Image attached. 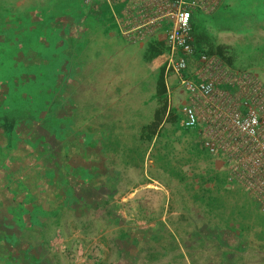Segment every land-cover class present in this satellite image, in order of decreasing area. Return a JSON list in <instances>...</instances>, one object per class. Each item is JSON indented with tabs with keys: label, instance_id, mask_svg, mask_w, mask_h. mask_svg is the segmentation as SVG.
<instances>
[{
	"label": "rangeland",
	"instance_id": "obj_1",
	"mask_svg": "<svg viewBox=\"0 0 264 264\" xmlns=\"http://www.w3.org/2000/svg\"><path fill=\"white\" fill-rule=\"evenodd\" d=\"M97 1L93 13L72 14L64 0H0V113L18 136L0 168V230L18 241L0 246V264H264L262 131L249 142L234 129V153L206 151L220 112L246 110L213 101L185 129L182 106L166 98L177 83L165 73L167 25L143 34ZM262 1L234 0V14L262 10ZM84 14L97 25L73 35L69 18ZM249 27L223 61L264 86V22ZM194 60L182 78L196 72ZM163 102L162 137L139 140ZM28 114L34 125L22 123ZM160 248L168 255H152Z\"/></svg>",
	"mask_w": 264,
	"mask_h": 264
},
{
	"label": "built area",
	"instance_id": "obj_2",
	"mask_svg": "<svg viewBox=\"0 0 264 264\" xmlns=\"http://www.w3.org/2000/svg\"><path fill=\"white\" fill-rule=\"evenodd\" d=\"M203 3V0H144L143 11L150 26L159 27L161 22L167 25L164 30V44L168 52L165 73L173 75L192 100H208L206 104L210 105L214 98L217 109L224 105L230 107L227 111H232L238 103L246 110L242 118L234 116L233 112L228 116L226 111H221L220 116L211 122L217 133L203 142L204 149L209 153H214L216 145L221 144L224 147L221 152L228 151L230 154L234 153V129L249 142H254L260 131L264 135V86L251 75H237L223 70L216 58L204 54L194 57L191 14L195 8H201ZM192 60L195 61L196 72L191 77L182 78L181 73L186 72ZM221 83L237 86L238 92L235 95L217 93ZM181 114L185 129H194L200 122L201 118L192 105L182 106ZM214 114L218 113L215 111ZM226 129L230 132L226 133ZM254 165L260 169L258 162H254Z\"/></svg>",
	"mask_w": 264,
	"mask_h": 264
},
{
	"label": "crops",
	"instance_id": "obj_3",
	"mask_svg": "<svg viewBox=\"0 0 264 264\" xmlns=\"http://www.w3.org/2000/svg\"><path fill=\"white\" fill-rule=\"evenodd\" d=\"M68 1H71V3H68ZM74 1V3H73ZM64 0L66 2L67 6L65 7V10H68L72 12H82L85 10H82L83 8L87 7V10L89 13H93L92 11L96 9L98 6L96 2L97 0ZM100 2H106L109 6V8H112L113 6L118 7V15H114L115 13L112 12V15H114L120 22L123 21V26H134L137 28H140V32L144 34V31L146 30L149 35H151L156 29L147 23V19L144 16V8L145 5H143L144 0H99ZM203 4L201 8H195L192 11L191 14V28H192V46L194 50V57L196 58V55L204 54L208 57L216 58L220 62V66L223 70H226L230 73L237 74V75H244L245 73H248V75L253 76V72H243L244 70H236L234 71V68H232L230 65H228L226 62H224L228 56V53L231 49L232 44H236L234 41V35L236 33L241 34H248L250 32V27L254 25V21L258 22H264L261 19H264V1L260 2L259 6H261L262 10H257V12L249 11L248 14L242 13V15H239L237 13L236 16L234 14V0H203ZM69 6V7H68ZM93 9V10H92ZM139 14H141L142 17V23L140 24ZM136 14V16H130V14ZM262 15H259V14ZM73 16V15H72ZM88 14H84L82 18H79L78 15H74L70 19L69 26H72V33L73 35H78L77 30L75 33L73 32L74 29L78 28H87V27H93L94 25H97L96 21H92L87 18ZM67 17V14H64V16H61L60 18L65 19ZM263 17V18H262ZM236 18V19H235ZM235 19V21H234ZM241 19L242 23H237L236 20ZM245 19V20H244ZM248 19H251V22L248 21ZM234 23L237 24L239 27L238 32L234 30ZM162 23L159 27H162ZM88 30V29H87ZM75 31V30H74ZM89 31V30H88ZM86 32V36H93L94 32L91 31L92 35H90L89 32ZM147 34V33H146ZM100 35L105 36L104 31L97 32V35L94 37L102 38ZM111 32L107 34L108 39L107 41H110L109 37H111ZM159 35V34H158ZM103 39V38H102ZM247 41H240L238 40L239 45L246 43ZM193 57V59H194ZM224 60V61H223ZM193 62V60L191 61ZM166 91V98L169 103H171L172 106H185V105H192L197 113L199 114V111L203 106H208L207 101L202 100H192L183 90L180 86H178L177 83H169V87H165ZM217 89L219 90L218 93L224 94L227 93H235L237 91V86L235 85H226L224 83H221L218 85ZM235 95V94H234ZM199 99V98H198ZM214 101V98L212 99V102ZM207 109V107H206ZM207 111V110H206ZM200 116V115H199ZM201 121V119H200ZM5 144V143H2ZM15 148V146H12V150ZM11 160L10 152H8V155L1 160L0 168H6ZM3 162V163H2ZM8 167V166H7Z\"/></svg>",
	"mask_w": 264,
	"mask_h": 264
},
{
	"label": "trees",
	"instance_id": "obj_4",
	"mask_svg": "<svg viewBox=\"0 0 264 264\" xmlns=\"http://www.w3.org/2000/svg\"><path fill=\"white\" fill-rule=\"evenodd\" d=\"M191 32H192V28H191ZM156 86L158 87L157 95L158 96L164 95V87L162 85V71L161 70L159 71V74L157 76ZM163 99L164 98H162V101H163ZM164 110H165V104L163 102L161 110H157L154 112L152 120L150 121V123L143 126L140 129L139 140L147 143V142L152 141L153 139H159L162 137L160 121H161V116L164 113ZM15 115L16 116L19 115L18 111L15 112ZM28 116H30V114L23 116L24 118H23L22 123H24V124L26 123L28 125L29 124L34 125L35 122L31 121ZM4 117H5V115L0 113V163H1V160H3L8 155V152L12 151L13 145H10V143L11 142L15 143V141L18 140V136H16L14 133H12L14 122L13 121L9 122L8 126L6 127L5 121L2 119ZM171 118H172V120L174 119L173 116H170L169 120H171ZM16 119H17L16 121H18V118H16ZM166 119H167V117H166ZM10 125H12V126H10ZM180 135H179V137L182 138L183 134L181 132H180ZM179 141H180V138H179ZM2 143H5V144H2ZM74 199H77V198L73 196V200ZM80 200H81V198H78V201H80ZM33 207L34 206H32V208ZM42 225L45 226L46 224H42ZM2 227H4V226L0 225V228H2ZM1 232H3L4 234H1ZM120 235L124 236V233L120 232ZM17 238H18L17 236L7 235L3 230H0V246H3V248L4 247L6 248V246H8V247L15 246L17 244V241H18ZM160 250H163V254L161 256L168 255V250L166 248H163V249L160 248L158 251H153L152 255L155 252L159 253ZM175 250H177V249L175 248ZM2 256L5 257L4 254H2ZM17 257H19V258H17ZM17 257H13V259L17 261V260H20V258L22 256H17ZM176 257H177V259H180L181 261L184 258L183 254H181L178 250L176 252ZM181 261H179V262H181Z\"/></svg>",
	"mask_w": 264,
	"mask_h": 264
}]
</instances>
